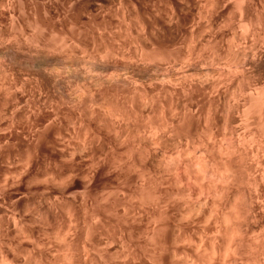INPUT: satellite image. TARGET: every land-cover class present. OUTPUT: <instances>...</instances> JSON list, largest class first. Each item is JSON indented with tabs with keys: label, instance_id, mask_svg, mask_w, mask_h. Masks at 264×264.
I'll return each mask as SVG.
<instances>
[{
	"label": "rangeland",
	"instance_id": "374dc122",
	"mask_svg": "<svg viewBox=\"0 0 264 264\" xmlns=\"http://www.w3.org/2000/svg\"><path fill=\"white\" fill-rule=\"evenodd\" d=\"M0 88L4 264H264V0H0Z\"/></svg>",
	"mask_w": 264,
	"mask_h": 264
},
{
	"label": "bare ground",
	"instance_id": "6f19581e",
	"mask_svg": "<svg viewBox=\"0 0 264 264\" xmlns=\"http://www.w3.org/2000/svg\"><path fill=\"white\" fill-rule=\"evenodd\" d=\"M210 2H211V1H210ZM212 2H213V1H212ZM241 13H242V12H241ZM242 15H243V14H242ZM244 15H245V14H244ZM241 18H242V17H241ZM241 18H240V19H241ZM240 21H241V20H240ZM245 23H246V22H245ZM250 24H251V23H250ZM243 25H244V23H243ZM246 26H248V25L246 24ZM249 26H250V25H249ZM249 26H248V27H249ZM250 29H251V28H250ZM254 30H255V29H254ZM254 30H253V31H254ZM204 85H205V84H204ZM117 88H118V87H117ZM0 89H1V88H0ZM113 92H114V91H113ZM178 92H180V91H178ZM181 92H182V91H181ZM191 92H192V91H191ZM169 94H170V92H169ZM182 94H184V93H182ZM102 95H103V94H102ZM211 95H212V94H211ZM4 97H5V96H4ZM76 98H77V97H76ZM250 100H251V99H250ZM253 100H254V99H253ZM166 102H167V101H166ZM250 102H251V101H250ZM251 103H252V102H251ZM185 104H186V103H185ZM208 104H209V103H208ZM249 104H250V103H249ZM178 106H179V105H178ZM210 106H211V105H210ZM252 106H253V104H252ZM261 106H263V105H261ZM261 106H260V107H261ZM185 107H186V106H185ZM247 108H248V107H247ZM247 108H246V109H247ZM262 108H263V107H262ZM176 109H177V108H176ZM187 109H188V108H187ZM250 109H251V107H250ZM159 110H160V109H159ZM244 110H245V109H244ZM258 110H259V109H258ZM262 110H263V109H262ZM262 110H261V111H262ZM113 111H114V110H113ZM168 111H170V110H168ZM249 111H250V110H249ZM0 112H1V111H0ZM116 112H117V111H116ZM176 112H177V111H176ZM111 113H112V111H111ZM111 113H110V114H111ZM121 113H122V112H121ZM162 113H163V112H162ZM186 113H187V112H186ZM246 113H247V112H246ZM113 114H114V113H113ZM118 114H119V113H118ZM190 114H191V113H190ZM119 115H120V114H119ZM121 115H122V114H121ZM126 115H127V114H126ZM192 115H193V114H192ZM170 116H171V114H170ZM183 116H184V115H183ZM135 117H136V116H135ZM128 118H129V117H128ZM183 118H184V117H183ZM133 119H134V118H133ZM189 119H190V118H189ZM189 119H188V120H189ZM123 120H124V119H123ZM164 120H165V118H164ZM261 120H262V119H261ZM135 122H136V120H135ZM184 122H185V121H184ZM263 122H264V121H263ZM167 123H168V122H167ZM123 124H124V123H123ZM126 124H127V123H126ZM79 125H80V124H79ZM80 126H81V125H80ZM85 127H86V126H85ZM166 127H167V126H166ZM81 128H82V127H81ZM123 128H124V127H123ZM164 128H165V127H164ZM90 129H91V128H90ZM155 129H156V128H155ZM161 129H162V128H161ZM206 129H207V128H206ZM86 130H87V129H86ZM136 130H137V129H136ZM80 131H81V130H80ZM124 131H125V130H124ZM137 131H138V130H137ZM163 131H164V130H163ZM250 131H251V130H250ZM86 132H87V131H86ZM128 132H129V131H128ZM157 132H158V131H157ZM167 132H168V131H167ZM251 132H252V131H251ZM137 133H138V132H137ZM144 134H145V133H144ZM151 134H152V133H151ZM173 134H174V133H173ZM125 135H126V134H125ZM142 135H143V134H142ZM155 135H156V134H155ZM185 135H186V134H185ZM198 135H199V134H198ZM204 135H205V134H204ZM206 135H207V134H206ZM150 136H151V135H150ZM159 136H160V135H159ZM159 136H158V137H159ZM172 136H173V135H172ZM136 137H137V136H136ZM139 137H140V136H139ZM176 137H177V136H176ZM243 137H244V136H243ZM250 137H251V136H250ZM253 137H254V136H253ZM145 138H146V137H145ZM173 139H174V138H173ZM210 139H211V138H210ZM252 139H255V137L252 138ZM256 139H257V138H256ZM130 140H131V139H130ZM152 140H154V139H152ZM152 140H151V141H152ZM154 141H155V140H154ZM154 141H153V143H154ZM160 141H161V139H160ZM163 141H164V140H163ZM248 141H249V140H248ZM214 142H215V141H214ZM243 142H244V141H243ZM254 142H256V141H254ZM155 143H156V142H155ZM159 143H160V142H159ZM216 143H217V142H216ZM221 143H222V142H221ZM251 143H252V142H251ZM219 144H220V143H219ZM249 144H250V143H249ZM137 145H138V144H137ZM140 145H141V144H140ZM157 145H158V144H157ZM133 146H134V145H133ZM158 146H159V145H158ZM239 146H240V144H239ZM241 147H242V146H241ZM243 147H244V146H243ZM144 148H145V147H144ZM162 148H163V147H162ZM220 148H221V147H220ZM244 148H245V147H244ZM250 148H251V147H250ZM194 149H195V148H194ZM145 150H146V149H145ZM163 150H164V149H163ZM138 151H139V150H138ZM224 151H225V150H224ZM258 151H259V150H258ZM140 152H141V150H140ZM155 152H156V151H155ZM230 152H231V151H230ZM246 152H247V151H246ZM261 152H262V151H261ZM219 153H220V152H219ZM224 153H225V152H224ZM239 153H240V152H239ZM241 153H242V152H241ZM253 153H254V152H253ZM138 154H139V153H138ZM247 154H248V153H247ZM149 155H150V154H149ZM255 155H257V154H255ZM263 155H264V154H263ZM256 157H257V156H256ZM148 158H149V157H148ZM223 158H224V157H223ZM244 158H245V157H244ZM250 158H251V157H250ZM258 158H259V157H258ZM161 159H162V158H161ZM161 159H160V160H161ZM148 160H149V159H148ZM236 160H237V159H236ZM252 160H253V159H252ZM166 162H167V161H166ZM166 162H165V163H166ZM177 162H178V161H177ZM204 162H205V161H204ZM208 162H209V161H208ZM240 162H241V161H240ZM146 163H147V162H146ZM205 164H206V163H204V165H205ZM211 164H212V163H211ZM135 165H136V164H135ZM195 165H196V164H195ZM213 165H214V164H213ZM259 166H260V165H259ZM259 166H258V168H259ZM190 167H191V166H190ZM194 167H195V166H194ZM205 167H206V166H205ZM215 167H216V166H215ZM202 168H203V167H202ZM222 169H223V168H222ZM224 169H225V168H224ZM226 169H227V168H226ZM216 170H217V169H216ZM227 170H228V169H227ZM244 170H245V169H244ZM197 171H198V170H197ZM201 171L204 172V170H201ZM230 171H231V173H232V169H231ZM250 171H251V170H250ZM255 171H256V169H255ZM136 172H137V171H136ZM147 172H149V171H147ZM198 172H199V171H198ZM205 172H206V171H205ZM205 172H204V173H205ZM245 172H246V171H245ZM250 173H251V172H250ZM261 173H262V171H261ZM202 174H203V173H202ZM218 174H219V172H218ZM228 174H229V173H228ZM262 174H263V173H262ZM248 175H249V174H248ZM248 175H247V176H248ZM255 175H256V174H255ZM155 176H156V175H155ZM200 176H201V175H200ZM212 176H213V175H212ZM250 176H251V175H250ZM204 177H205V176H204ZM143 179H144V178H143ZM233 179H234V178H233ZM242 179H243V178H242ZM251 179H252V178H251ZM251 179H250V181H251ZM188 180H189V178H188ZM218 180H219V179H218ZM230 180H231V179H230ZM262 180H263V179H262ZM232 181H233V180H232ZM241 181H242V180H241ZM213 182H214V181H213ZM233 182H234V181H233ZM199 183H200V182H199ZM221 183H222V182H221ZM227 183H228V182H227ZM230 183H231V182H230ZM234 183H235V182H234ZM144 184H145V183H144ZM218 184H219V183H218ZM231 184H232V183H231ZM238 184H239V183H238ZM219 185H220V184H219ZM250 185H251V184H250ZM140 186H141V185H140ZM209 186H210V185H209ZM213 186H214V185H213ZM216 186H217V185H216ZM222 186H223V185H222ZM256 186H257V185H256ZM252 187H253V186H252ZM202 188H203V187H202ZM215 188H216V187H215ZM215 188H214V189H215ZM254 188H255V187H254ZM214 189H213V190H214ZM256 189H257V187H256ZM153 190H154V189H153ZM221 190H222V189H221ZM254 191H255V190H254ZM257 191H259V188H258ZM209 192H210V191H209ZM215 192H216V191H215ZM242 192H243V191H242ZM149 193H150V192H149ZM236 193H237V192H236ZM251 193H252V192H251ZM240 194H241V193H240ZM235 195H236V194H235ZM238 195H239V194H238ZM157 196H158V195H157ZM240 196H241V195H240ZM240 196H239V198H240ZM251 196H252V195H251ZM251 196H250V197H251ZM234 197H235V196H234ZM236 197H237V196H236ZM198 198H199V197H198ZM211 198H213V197H211ZM260 198H261V197H260ZM237 199H238V197H237ZM255 199H256V198H255ZM235 200H236V199H235ZM245 200H246V199H245ZM245 200H244V201H245ZM205 201H206V200H205ZM218 201H219V200H218ZM239 201H241V200H239ZM257 201H258V199H257ZM257 201H256V202H257ZM236 202H237V201H236ZM195 203H196V202H195ZM242 203H243V202H242ZM244 203H245V202H244ZM262 203H264V202H262ZM141 204H142V203H141ZM144 204H145V203H144ZM245 204H247V203H245ZM250 204L252 205V203H250ZM213 205H214V204H213ZM225 205H226V204H225ZM233 206H234V204H233ZM237 206H238V205H237ZM194 207H195V206H194ZM217 207H218V206H217ZM230 207H231V206H230ZM262 207H263V206H262ZM224 208H225V207H224ZM234 208H235V207H234ZM234 208H233V209H234ZM187 209H188V208H187ZM196 209H197V208H196ZM213 209H214V208H213ZM216 209H217V208H216ZM230 209H231V208H230ZM248 209H249V208H248ZM189 210H190V209H189ZM226 210H228V209H226ZM245 210H246V209H245ZM263 210H264V209H263ZM196 211H197V210H196ZM230 211H231V210H230ZM236 211H237V210H235V212H236ZM213 212H214V211H213ZM221 212H222V211H221ZM232 212H233V211H232ZM245 212H246V211H245ZM138 213H139V212H138ZM186 213H187V212H186ZM226 213H227V212H226ZM239 213H240V212H239ZM239 213H238V214H239ZM241 213H242V211H241ZM245 214H246V213H245ZM140 215H141V214H140ZM229 215H230V214H229ZM239 215H240V214H239ZM239 215H238V217H240ZM225 216H226V215H225ZM225 216H224V217H225ZM236 216H237V213H236ZM139 217H140V216H139ZM231 218H232V217H231ZM236 218H237V217H236ZM247 218H248V217H247ZM252 218H253V217H252ZM254 218H255V217H254ZM234 219H235V218H234ZM238 219H240V218H238ZM238 219H237V220H238ZM224 220H225V219H224ZM13 221H14V220H13ZM234 221H235V220H234ZM239 221H240V220H239ZM14 222H15V221H14ZM16 222L18 223V221H16ZM220 222H221V221H220ZM228 222H229V221H228ZM17 223H16L15 225H17ZM225 223H226V222H225ZM217 224H218V223H217ZM228 225H229V223H228ZM228 225H227V226H228ZM238 226H239V225H238ZM15 227H17V226H15ZM218 227H219V226H218ZM239 227H240V226H239ZM240 228H241V227H240ZM240 228H237L238 231H237V230H236V231L239 232V230H241ZM248 228H249V227H248ZM248 228H246V229H248ZM230 229H231V226H230ZM234 229H236V228H234ZM234 229H233V230H234ZM157 231H158V230H157ZM229 231H231V230H229ZM246 231H247V230H246ZM152 232H153V231H152ZM217 232H218V231H217ZM232 232H233V231H232ZM232 232H230V233L232 234ZM237 232H236V233H237ZM241 232H242V231H241ZM241 232H240V233H241ZM155 233H156V232H155ZM226 234H227V233H226ZM233 234H234V233H233ZM256 234H257V233H256ZM228 235H229V234H228ZM235 235H236V234H235ZM237 235H238V234H237ZM243 235H244V234H243ZM243 235H240V236H243ZM253 235H254V234H252L251 236H253ZM101 236H102V235H101ZM258 236H259V235H258ZM237 237H238V236H237ZM101 238H102V237H101ZM103 238H104V237H103ZM226 238H227V237H226ZM232 238H233V237H232ZM234 238H235V237H234ZM228 239H229V238H228ZM249 239H250V238H249ZM255 239H256V238H255ZM150 240H151V239H150ZM237 240H238V239H237ZM246 240H247V239H246ZM108 241H109V240H108ZM228 242H229V241H228ZM253 242H254V241H253ZM259 242H260V241H259ZM109 244H110V243H109ZM230 244H231V243H230ZM232 244H233V243H232ZM67 245H68V244H67ZM235 245H236V244H235ZM235 245H234V246H235ZM253 245H254V244H253ZM256 245H257V243H256ZM260 245H261V244H260ZM262 245H263V244H262ZM262 245H261V246H262ZM94 246H95V245H94ZM106 246H107V245H106ZM231 246H232V245H231ZM258 246H259V245H258ZM213 247H214V246H213ZM227 247H228V246H227ZM235 247H236L235 249H237L238 246L236 245ZM255 247H257V246H255ZM247 248H248V247H247ZM230 249H231V248H229V250H230ZM68 250H69V249H68ZM132 250H133V249H132ZM213 250H214V249H213ZM117 251H118V250H117ZM231 251H233V250H231ZM231 251H229V252H231ZM234 251H235V250H234ZM234 251H233V253H234ZM107 252H108V251H107ZM121 252H122V251H121ZM225 252L227 253V251H225ZM258 252H259V251H258ZM69 253H70V252H69ZM242 253H243V252H242ZM127 254H128V253H127ZM144 254H145V253H144ZM66 255H67V254H66ZM234 255H235V254H234ZM243 255H244V254H243ZM243 255H242V256H243ZM53 256H54V255H53ZM86 256H87V255H86ZM100 256H101V255H100ZM128 256H129V255H128ZM247 256H249V255H247ZM4 257H5V256H4ZM25 257H26V256H25ZM65 257H66V256H65ZM124 257H125V256H124ZM133 257H134V256H133ZM228 257H230V256H228ZM258 257H260V256H258ZM67 258L70 259L69 257H67ZM126 258H127V257H126ZM126 258H125V259H126ZM223 258H224V257H223ZM3 259H4V258H3ZM26 259H27V258H26ZM71 259H72V258H71ZM89 259H90V258H89ZM127 259H128V258H127ZM132 259H133V258H132ZM29 260H30V259H29ZM74 260H75V259H74ZM1 261H2V260L0 259V263L3 262L2 264H4V263L7 262L8 260H5V262H4V261L1 262ZM90 261H91V260H90ZM117 261H118V259H117ZM224 261H225V260H224ZM240 261H241V260H240ZM33 262H34V261H33ZM185 262H186V261H185ZM216 262H217V261H216ZM251 262H252V261H251ZM254 262H255V261H254ZM123 263H124V262H123ZM7 264H8V263H7ZM86 264H87V263H86ZM104 264H105V263H104ZM148 264H149V263H148ZM190 264H191V263H190ZM222 264H223V263H222ZM230 264H231V262H230Z\"/></svg>",
	"mask_w": 264,
	"mask_h": 264
}]
</instances>
